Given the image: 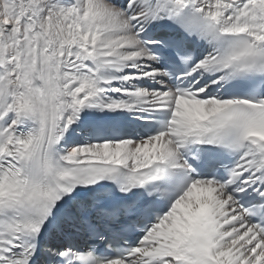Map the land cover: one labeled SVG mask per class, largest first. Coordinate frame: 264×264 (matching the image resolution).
Wrapping results in <instances>:
<instances>
[{
    "label": "snow or ice",
    "instance_id": "6c2138e0",
    "mask_svg": "<svg viewBox=\"0 0 264 264\" xmlns=\"http://www.w3.org/2000/svg\"><path fill=\"white\" fill-rule=\"evenodd\" d=\"M0 264H264V0H0Z\"/></svg>",
    "mask_w": 264,
    "mask_h": 264
}]
</instances>
